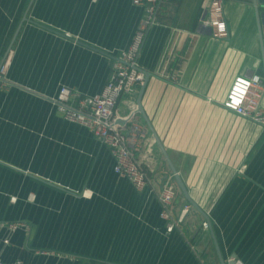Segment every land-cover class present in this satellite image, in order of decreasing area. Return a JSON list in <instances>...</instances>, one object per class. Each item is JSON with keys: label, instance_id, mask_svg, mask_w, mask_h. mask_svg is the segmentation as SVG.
Listing matches in <instances>:
<instances>
[{"label": "crops", "instance_id": "1", "mask_svg": "<svg viewBox=\"0 0 264 264\" xmlns=\"http://www.w3.org/2000/svg\"><path fill=\"white\" fill-rule=\"evenodd\" d=\"M207 3L161 1L145 30L137 64L148 122L137 111L147 133L135 153L149 180L134 188L109 148L53 99L62 84L102 90L144 6L0 0L1 264H264V128L223 106L236 76L261 78L253 0H224L225 40L202 23ZM141 84L118 99L121 123ZM164 184L174 217L189 205L171 232L155 194Z\"/></svg>", "mask_w": 264, "mask_h": 264}, {"label": "built area", "instance_id": "2", "mask_svg": "<svg viewBox=\"0 0 264 264\" xmlns=\"http://www.w3.org/2000/svg\"><path fill=\"white\" fill-rule=\"evenodd\" d=\"M161 1L166 0H132L134 4L144 6V17L130 46L119 52L118 58L113 62V72L100 92L83 94L67 84H62L56 98L53 99L64 119L82 124L109 148L115 160V172L126 177L134 188H139L149 180L141 160L135 153L138 141L145 137L147 130L139 122L136 107L123 118L125 122L130 121L129 127L126 128L125 122L121 123L116 106L122 94H131L144 80V72L137 64V54L146 28L156 22L157 6ZM202 23L209 28L213 37L220 40L229 37L224 0H208ZM7 61L8 57L0 66V76L6 72ZM0 80L4 78L0 77ZM263 94L264 83L258 75L250 77L239 75L234 78L223 106L259 123L264 128V111L261 108ZM155 194L160 202L159 214L165 220L167 232H171L182 220L189 205L184 204L180 214L174 217L173 189L164 184L155 190ZM201 226L203 229H208L209 222L204 219ZM236 264L241 263L236 262Z\"/></svg>", "mask_w": 264, "mask_h": 264}, {"label": "water", "instance_id": "3", "mask_svg": "<svg viewBox=\"0 0 264 264\" xmlns=\"http://www.w3.org/2000/svg\"><path fill=\"white\" fill-rule=\"evenodd\" d=\"M253 5H254V10H255V16H256V21H257V26H258V34H259V40H260V48H261V70H262V74H261V79L263 80L264 82V0H253ZM143 71V70H142ZM145 74V72H144ZM146 76H147V72L144 76V80H143V83L141 84V88H140V91H139V94H138V98H137V110L139 112L142 113V115L146 118L145 116V113L143 112V109H142V106H141V96H142V92H143V88H144V84L146 82ZM147 122H148V119L146 118ZM150 129L152 130L150 124L148 123ZM153 132V135L155 136L157 142L159 143V146L162 150V152L164 153V155L167 156V153L165 152L159 138L157 137V135L155 134V132L152 130ZM174 171V169H173ZM176 179L182 189V191L184 192L185 196H187L188 198V194H187V191L185 189V187L183 186V183L182 181L180 180V178L176 175ZM189 199V198H188ZM192 204L200 211V208L197 206V204L193 203ZM203 213V212H202ZM204 217L205 219L209 222V217L204 214Z\"/></svg>", "mask_w": 264, "mask_h": 264}]
</instances>
